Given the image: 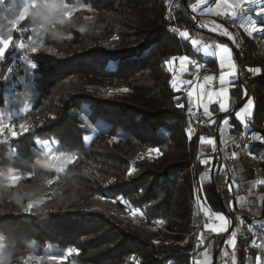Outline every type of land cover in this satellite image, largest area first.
<instances>
[{
	"label": "trees",
	"instance_id": "16d2710c",
	"mask_svg": "<svg viewBox=\"0 0 264 264\" xmlns=\"http://www.w3.org/2000/svg\"><path fill=\"white\" fill-rule=\"evenodd\" d=\"M197 1L66 0L73 18L87 23L86 31L69 28L66 38L56 41L25 30L23 20L6 36L12 45L0 59V108L3 91L16 82L19 94L11 106L31 105L10 122L0 142V171L15 169L19 178L0 185L8 192L0 201V231L10 244L29 249L17 253L15 264L49 249L67 253L64 264H193L201 250L194 244L196 198L235 223L239 210L230 178L220 165L213 184L210 162L198 161L196 153L200 137L216 138L226 116L216 112L211 124L191 136L185 94L172 87L167 66L173 58L192 55L179 32L197 28L192 12ZM23 2L7 0L0 8L1 33L10 29ZM259 10L264 14V2L249 8ZM262 14L254 24H261ZM203 32L207 44L229 45L239 67L229 91L232 135L244 129L235 113L252 100L249 131L264 139V37L258 42L240 31L235 47ZM17 42L26 47L16 49ZM214 67L207 61L208 71ZM45 141L58 166L39 147ZM151 150L158 155L147 156ZM252 151L264 159V142L256 141ZM26 185L35 191L24 196ZM41 211L47 213L36 214ZM230 229L205 234L214 264H223L222 243ZM255 230L261 228L238 236L236 264L256 263ZM70 248L76 251L69 253Z\"/></svg>",
	"mask_w": 264,
	"mask_h": 264
},
{
	"label": "crops",
	"instance_id": "0c3cea01",
	"mask_svg": "<svg viewBox=\"0 0 264 264\" xmlns=\"http://www.w3.org/2000/svg\"><path fill=\"white\" fill-rule=\"evenodd\" d=\"M220 3V7H217V3ZM229 3L237 4L239 3L240 6L236 9H240L241 15H242V26L239 30H229L227 29L220 21L219 16H221L220 13L224 11H231L230 9H226V6L224 5V0H216L214 2H211V0H206L205 3H201L200 0L193 4L192 6V12L193 15L196 18L197 21V28L195 29H189L185 30L183 32H187L189 34V39H184L189 42L191 46V53L194 55H197V57L205 64L207 65V61H214L215 67L213 71H208L205 77H212L211 81H206L205 77L201 80H198L194 78L193 76H190L189 71L193 68L194 63L189 57V62L185 65L181 66L180 64V58L184 56H180L177 58L171 59L167 66L168 69L172 72L173 79L177 81V88L175 89L178 92H182L185 94L186 102H187V111L194 110V109H201L203 111V107L206 104L208 108H211V112L207 113L209 115V123L211 124L214 121L213 115V108L217 109V112H219V108L217 105H214V96L215 91L212 89V87H218V86H225L227 89H230L233 87V82L237 79V73H238V65L234 57V53L232 48L229 45H223V44H207L204 41V38L206 37L204 35V32L212 33L214 35L220 36L222 38L227 39L230 41L235 47L239 46V40H238V32L243 31L247 29H253L256 22V17H259V15L262 14V10L252 12L249 11V8L251 5L264 2V0H251V2H248V0H228ZM4 7V6H3ZM18 16V15H17ZM16 18H14L15 20ZM213 26H217V30L213 31ZM227 32L228 35H225L224 33ZM6 32L0 31V36L6 35ZM208 37L210 35H207ZM8 37L7 39H9ZM1 39V37H0ZM195 39L200 41L198 45H192L191 40ZM220 46H227L230 49L231 52V62L234 65L232 69L228 70H235L236 75L235 76H226L225 77V84H220V76L222 74V70L219 65V59L218 57H208L204 55V49L208 48L209 51L212 52H218ZM182 81H188L189 83H181ZM198 85H204V95L201 97H190L188 95L189 92L193 90V88H196ZM178 89V90H177ZM211 95V100L208 99V96ZM199 105V106H197ZM247 113L241 114L245 117L244 123L242 124L241 121L237 118V121L243 125L244 129L249 128V122L253 117L254 112V104L252 101V108L249 110L246 108ZM250 111V112H249ZM204 112V111H203ZM233 112L227 111L225 112V116H230ZM232 126L230 122L226 126L219 125L217 130V137H204L203 143L202 140L199 141V151L201 154L207 155L212 151L214 147L217 145H223L226 142H228L232 137ZM208 141H214V143H208ZM45 145V143H41ZM46 144L50 145L52 147V144L47 142ZM52 149V148H51ZM205 163V162H204ZM230 175L228 176L230 178L231 184L233 188L236 190L235 192V198H236V204L238 210H243L245 214H247L250 219L251 223L253 222L254 226L257 227H263L264 228V202L260 206V210H253L252 205H254V202L257 201V192L262 191H253L252 195H246L244 192V187L253 186V177L254 174L248 164L245 162V160L241 157H236L232 170L229 172ZM262 184L263 182H259ZM257 184V183H256ZM255 184V185H256ZM244 185V186H243ZM252 188V187H251ZM259 190H262V188H259ZM242 198V202H240V199ZM257 203V202H256ZM201 205V204H200ZM201 209L203 212L210 218V223L207 226L206 230L200 234V236L197 238L198 245L201 247V250H199L194 258V264H214V249L212 246H206L204 247V242L206 238V232H210L213 234L221 233L226 231L228 228L229 219L226 215L225 221L226 223V230H220L217 227L214 228L212 226V214L220 215L222 213H212L210 210L205 207L204 205H201ZM211 216V217H210ZM252 217V218H251ZM215 229V230H214ZM233 233H235V240H234V246H230L229 243H227L223 249H222V260L223 264H236L237 262V243H238V236L241 233V225L240 222L236 223L234 230L230 233V235L227 238V241L233 240ZM260 249V255L261 258V264H264V246L259 245ZM227 253V255H225ZM247 264V263H246ZM256 264V263H255Z\"/></svg>",
	"mask_w": 264,
	"mask_h": 264
},
{
	"label": "rangeland",
	"instance_id": "374dc122",
	"mask_svg": "<svg viewBox=\"0 0 264 264\" xmlns=\"http://www.w3.org/2000/svg\"><path fill=\"white\" fill-rule=\"evenodd\" d=\"M6 1L7 0H5L4 2H0V8H3V6L5 7ZM25 2H26V0H24L22 6H20V10H19L18 16H16V19L11 22L10 29L7 31L6 35H3L2 34L0 36L1 37L0 40H7L8 37H6V36L8 34H11L13 32L14 24L16 23L19 15L21 14V11H22V8H23ZM241 26H242V24H241ZM240 28H235V29L227 28V29H229V30H236L237 31ZM252 31H253V29H250V28L247 29V30H245V32L248 33L250 36H251L250 33ZM258 42H260V41H258ZM185 56H189L190 59L192 60V62L194 63L193 56H196V55H194V54L191 55L190 54V55H185ZM19 60L21 61V58ZM194 66H195V63H194ZM194 66H193V68H194ZM238 70H239V67H238ZM228 71L233 72L234 73L233 76L236 75V73H235L236 71L235 70H228ZM207 72H208V70H207ZM189 74H190V71H189ZM237 75H238V73H237ZM245 84H247V83L245 82ZM245 84L242 86L243 87V90H244V97L246 96V92H249V90H248V88H247V86ZM14 85H17L16 92H15V95H11V90L10 89ZM212 89L215 91L214 103L213 104L214 105H217L218 108H219V113L221 115H224L225 112L230 111V104L231 103H230V92H229V89H227L225 86L212 87ZM18 94H19V87H18L17 82L16 83H12L9 86L8 89H5L3 91V96H4V103H3V105H5V106H3L2 108H0V142L4 139L6 127H9L10 126V122L14 118H18V117L23 116L31 108V105L30 104H28L25 107H20V108H16V107L11 106V104H13L14 102L17 101ZM12 98H15V100L13 101ZM248 101L243 106V108L239 109L237 112H240L241 114H246L247 113L246 108H247ZM220 104H223L225 106V108H224L223 111L220 109ZM209 112H211V108L209 109ZM232 112H234V111H232ZM236 113H235V118H236ZM208 117H209V115H208ZM225 120H227L228 122H230V117L229 116H226L225 118H223L221 120V125L222 126H226L228 124V123H224ZM201 138H204V136L203 137H200L199 141L201 140ZM255 140L258 141V142H264V139L263 138H260L259 139V137L258 138L256 137ZM86 141L89 142L90 141V138L89 139H86ZM199 141H198L197 146H196V150H197L196 153L199 155V157L205 156L204 158L201 159L203 162L204 161L205 162L207 161V163L210 162L208 173H209V176L211 177V172L213 170V164H214V161H215V158L213 156V153L215 152L217 146L214 147L212 149V151H210V153H208L207 155H204V154H201V152L199 151ZM38 145H39V147H41L44 150L45 155H47V157H49L48 160L53 165V167L58 166L60 161L58 160V158H55V156H53V151L51 149L52 147L50 145H48V144L43 145L40 142H38ZM156 155H158V151L157 150H151V151H149L147 153V156H156ZM219 160L220 161H218V164H215L214 165V175H215V172L218 169V167H220V165H221V168H222L221 169V172L225 173L223 171V167H222L223 165L221 163L222 158H220ZM232 166H233V164H232ZM232 166L230 167L229 170L226 171V174L228 176L230 175L229 172L232 170ZM263 171H264V164H263ZM253 179H254L253 180L254 182H253V186H251L252 188L250 186H248V187L246 186V187H244V192L246 193V195H252L251 193L253 191H255V190H256V192L257 191H262V192H257L256 193V194H258L257 199H256L257 201H255L254 202V205H252L253 210H260V206L264 202V175H263V177H260V178H258V177H256L254 175ZM259 182H263V183L260 184ZM7 183L13 185V184L16 183V179L15 180L14 179H9V182H7ZM259 188H262V190H259ZM238 200H240V202H242V198H240ZM196 204H197V209H198V206L201 208V205H200L199 201L197 200V198H196ZM243 212H244L243 210H239V213L236 214L235 223H233V221H230V218L226 214H220V215L212 214V217L210 216L212 218V226L214 228L217 227L218 229H220L221 222L217 219V217L218 216H221V215L222 216L226 215L228 217V219H229L228 228H231L230 229L231 230L230 233L234 230V227H235L236 223H238V221L240 222V225H241V233H244V232L250 230L249 228H248V230H245L244 229L243 224H245V223L248 226H250L251 229L252 228L254 229V227H255L254 224H253L254 221L251 224L247 223L245 221V218L241 215V213H243ZM132 216L135 219H137V216H136V212L135 211H132ZM260 228H261V231L264 234V228L263 227H260ZM230 233L228 234V236L230 235ZM228 236L223 240L222 249L227 244L226 241H227ZM254 239H255V242H257L258 245H263L264 246V243L260 244L257 241V239L255 238V235H254ZM194 244H195V246L198 245L197 238L195 239V243ZM67 256H68L67 253L64 254V255L63 254H57L55 252V250L49 249L48 253L45 254L43 257H27V259L25 260V264H61V262H63V264H64L65 260L67 259ZM52 257H55V259H53ZM193 264H194V259H193ZM247 264H249V263L247 262Z\"/></svg>",
	"mask_w": 264,
	"mask_h": 264
},
{
	"label": "built area",
	"instance_id": "2783aa9c",
	"mask_svg": "<svg viewBox=\"0 0 264 264\" xmlns=\"http://www.w3.org/2000/svg\"><path fill=\"white\" fill-rule=\"evenodd\" d=\"M5 0H0V2H4ZM236 16L233 17L231 15H221L219 19L224 26L230 29L240 28L241 27V12L240 9H235ZM253 40L261 41L264 37V14L262 15L261 24H255L253 31L250 33ZM195 66L190 70V75L194 78L201 80L207 74L206 65L197 57L193 56ZM17 85L11 87V95H15ZM14 101L15 98H12ZM191 115V122L188 128V132L191 136H195L199 130L209 123L208 114L204 113L201 109H194L188 111ZM256 140L254 134L249 131V128L243 129L240 133L233 136L228 142L223 145H217L213 156L215 158L214 165L218 164L219 159L222 158L221 163L223 167V173L226 175V171L230 169L236 157H241L248 164L253 174L260 178L263 177V164L264 159L262 157L261 152H253L252 147L254 146ZM205 156L198 157V161H200ZM197 227L196 233L197 238L203 233L206 227L210 223V218L202 211V209L198 206L197 209ZM245 230L248 228L251 230V227L246 223L243 224ZM255 238L257 241L262 244L264 243V234L261 230L254 231Z\"/></svg>",
	"mask_w": 264,
	"mask_h": 264
},
{
	"label": "clouds",
	"instance_id": "9594fccd",
	"mask_svg": "<svg viewBox=\"0 0 264 264\" xmlns=\"http://www.w3.org/2000/svg\"><path fill=\"white\" fill-rule=\"evenodd\" d=\"M72 5L66 0H26L21 14L17 21L27 20L25 30H30L38 36H48L53 40L59 41L66 38L69 28H76L78 31L84 32L88 25L73 18ZM90 17H86L85 21ZM16 21V23H17ZM14 24V27L16 26ZM37 165L44 166V161L37 159ZM17 170L8 168L6 172L0 171V185L8 178H15L13 175ZM35 191L33 186H24L21 194L30 195ZM8 199V192L4 187H0V201ZM4 212H0L3 214ZM46 211L37 212L36 214L44 215ZM21 251H29V249H20L15 244H10L2 231H0V264H15L17 253Z\"/></svg>",
	"mask_w": 264,
	"mask_h": 264
},
{
	"label": "snow or ice",
	"instance_id": "6c2138e0",
	"mask_svg": "<svg viewBox=\"0 0 264 264\" xmlns=\"http://www.w3.org/2000/svg\"><path fill=\"white\" fill-rule=\"evenodd\" d=\"M201 3H205L206 0H200ZM248 2H251V0H248ZM224 5L226 6V9H230L231 11H224L222 13H220L221 15H231L233 17L236 16V11L235 9L238 8L240 6L239 3L237 4H232V3H229L228 0H224ZM220 3L218 2L217 3V7H220ZM17 23H19V21H17ZM213 31L217 30V26H213L212 28ZM225 35H228L227 32L224 33ZM179 36L181 38H184V39H189V34L187 32H179ZM29 39H31V37H29ZM191 44L192 45H198L200 43V41L198 40H195V39H192L191 41ZM12 45V38H9L7 40H0V59H2L7 50L10 48V46ZM26 46L23 42H17L15 44V48L16 49H24ZM32 52H35L36 51V48L33 47L31 49ZM204 55L205 56H208V57H218L219 59V65H220V68L222 70V74L220 76V84L221 85H224L225 84V77L226 76H232L234 75L233 72L231 71H228V69H232L234 67V65L232 64L231 62V52H230V49L227 47V46H220L219 47V51L218 52H212V51H209L208 48H205L204 49ZM189 62V57L188 56H184V57H181L180 58V64L181 66L185 65L186 63ZM33 67H35L33 65ZM256 71H259V70H256ZM212 77H205V80L206 81H211ZM181 83H189L188 81H182ZM172 87L174 89L177 88V81L175 79H173L172 81ZM178 90V89H177ZM205 93H204V85H198L196 88H193V90L191 92L188 93V95L190 97H201L203 96ZM208 99L211 100V95L208 96ZM199 106V105H197ZM225 108V106L223 104H220V109L223 111ZM252 108V101L249 100L248 103H247V109H251ZM203 111L204 113H209V108L208 106L205 104L204 107H203ZM236 116L237 118L241 121V123L243 124L244 123V120H245V117L243 115H241L240 112H237L236 113ZM224 123H228L227 120L224 121ZM202 140V143H203V138H201ZM45 144L47 143L46 141L44 142ZM208 143H214V141H208ZM207 163V161L205 162ZM14 180L15 179H19L17 177L13 178ZM29 208L32 207L31 204H29L28 206ZM217 219L221 222L220 224V230H226V221H225V217L224 216H218ZM215 230V229H214ZM234 240H235V233H233V240L232 241H226V243H229L230 246H234ZM76 250L75 249H68V252L69 253H73L75 252ZM225 255H227V253H225ZM53 259H55V257H52ZM61 264H63V262H61ZM256 264H261V258L260 257H257L256 258Z\"/></svg>",
	"mask_w": 264,
	"mask_h": 264
},
{
	"label": "water",
	"instance_id": "95a60500",
	"mask_svg": "<svg viewBox=\"0 0 264 264\" xmlns=\"http://www.w3.org/2000/svg\"><path fill=\"white\" fill-rule=\"evenodd\" d=\"M247 95H249V92H246V96L244 97V100L247 97ZM244 100L241 102V104L244 103ZM216 112H217V109L216 108H213V113H216ZM211 182L214 184V164H213V170L211 172Z\"/></svg>",
	"mask_w": 264,
	"mask_h": 264
}]
</instances>
